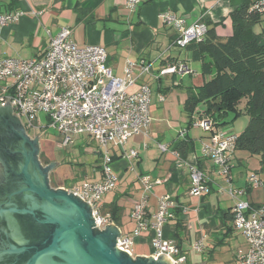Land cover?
Wrapping results in <instances>:
<instances>
[{
	"label": "crops",
	"instance_id": "obj_1",
	"mask_svg": "<svg viewBox=\"0 0 264 264\" xmlns=\"http://www.w3.org/2000/svg\"><path fill=\"white\" fill-rule=\"evenodd\" d=\"M14 10L21 11L22 15L16 22L0 28V59L40 57L46 51L50 39L61 28L67 27L71 30L70 40L75 44L101 46L106 50L107 65L115 76L122 77L128 63L139 65L143 61L150 65L149 74L133 72L136 81L128 89V92H134L141 85L150 88V118L154 108L161 113L165 111V108L156 106L165 103L167 85L170 84L171 89H182L183 96H178V102L181 103L184 95L186 100L189 89L198 88L209 79L202 75L200 62L193 61L189 52L173 44L175 32L161 23L159 13L168 11L185 19L189 24L205 17L215 25L218 36L228 37L232 34L230 0H141L133 12L126 8L125 0H16L14 6L9 5V0H0V13ZM254 31L257 32L255 28ZM179 63L184 64L189 73L159 76L163 67ZM151 85H156L155 93ZM162 96L164 98L161 102L159 97ZM198 109L197 116L193 114L189 118L185 114V127L171 142H166L165 134L155 132L153 126L146 135L130 138L125 151L136 150L137 157L134 159H128L119 149L109 147V154L113 158L112 169L117 177L116 186L118 183L123 184L120 189L118 186L119 192H114L115 186L103 197L100 211L111 203L120 207L118 224L108 221L107 225L113 223L120 231V237L116 240L126 238L132 235L135 228L131 218L134 204L146 196V221L150 222L157 209L158 199L168 194L175 208L163 224L162 233L164 238L174 240L185 255L184 264H213L227 249L233 250L234 264H238L247 246L243 236L234 228L232 209L235 200L227 194V189L229 186L233 189H244L242 199L258 205L261 200L254 198V192L260 187L249 188L246 179L244 183L241 182L240 173H233L234 158L238 151L231 149L226 154L231 165L228 177L220 175L212 162L203 156L201 145L208 140L210 133L202 130V134L194 135V130L198 127L190 124L192 119H199L204 107ZM81 137L93 140L81 135L76 136L74 141ZM181 141L189 145L184 156H180L176 150ZM160 145L166 151H161ZM94 153L97 165L92 175L94 180L89 182L101 180L100 153L97 146ZM145 159L154 165L150 172H142ZM191 167H196L207 179L208 191L199 197L189 193ZM97 171L99 178L95 179ZM130 174L133 176L126 178ZM141 175H149L153 181L157 179L160 183L154 184L150 193H144L139 182ZM75 185L72 184L71 187ZM108 198H111L110 202ZM104 217L109 220L108 215ZM152 237L153 231L150 228L134 237L130 249L132 259L135 256H152ZM198 241L202 243L200 252L193 249Z\"/></svg>",
	"mask_w": 264,
	"mask_h": 264
},
{
	"label": "built area",
	"instance_id": "obj_2",
	"mask_svg": "<svg viewBox=\"0 0 264 264\" xmlns=\"http://www.w3.org/2000/svg\"><path fill=\"white\" fill-rule=\"evenodd\" d=\"M141 0H125V6L133 12ZM256 6L264 10V0ZM22 15L14 10L0 13V28L16 22ZM161 23L175 32L173 44L184 49L188 44L202 42L206 26L200 20L189 24L185 19L168 11L158 15ZM71 30L61 28L50 39L44 54L31 59H0V106L6 98L12 105V111L20 118L28 131L37 132L43 118L46 127L55 130L62 138L61 144L67 146L76 136H88L97 145L100 153L99 170L101 180L85 181L70 188H62L87 206L97 224L103 229L108 220L101 214L102 198L112 191L117 184V177L112 169L113 158L109 147L119 149L128 159L137 157V151H125L130 138L146 135L150 126L151 90L141 85L136 91L128 92L136 78L133 72L137 67L140 74H149L150 65L141 61L139 65L128 63L123 76H115L107 65V53L101 46L77 45L70 40ZM189 73L182 64L163 67L159 76L181 75ZM163 101V97H159ZM192 126L210 133L208 140L201 145V153L217 168L218 173L228 177L231 165L226 156L233 148L234 134L215 130L210 117H203L192 122ZM161 151H166L162 145ZM190 190L192 196L199 197L208 191L205 175L196 167L190 168ZM144 193H150L154 184L160 181L149 175L139 176ZM249 188L256 189L262 185L256 174L247 178ZM227 194L235 200L232 209L234 228L243 236L247 250L238 264H264V203L252 204L242 199L244 189L230 186ZM175 204L170 195L161 196L157 209L146 221V196L134 204L131 218L135 228L130 237L119 238L116 248H122L131 255L134 237L150 228L153 231L151 247L153 258L168 256L172 264H184L186 261L176 243L163 237L162 227L167 217L174 210ZM196 252L202 249L201 241L193 245Z\"/></svg>",
	"mask_w": 264,
	"mask_h": 264
},
{
	"label": "trees",
	"instance_id": "obj_3",
	"mask_svg": "<svg viewBox=\"0 0 264 264\" xmlns=\"http://www.w3.org/2000/svg\"><path fill=\"white\" fill-rule=\"evenodd\" d=\"M259 1L230 0L232 34L228 37L218 36L214 24L205 17L200 19L207 29L203 41L188 44L183 50L190 53L193 61L200 62L202 75L209 79L188 90L183 112L191 118L203 106L199 119L210 117L215 130L234 123L241 114L247 115V125L235 135L232 149L258 156L264 166V10L256 6ZM15 3L16 0H9L10 6ZM255 26H261V31L255 32ZM188 148L181 141L176 150L184 156ZM120 212L114 203L101 208V214L116 224Z\"/></svg>",
	"mask_w": 264,
	"mask_h": 264
},
{
	"label": "water",
	"instance_id": "obj_4",
	"mask_svg": "<svg viewBox=\"0 0 264 264\" xmlns=\"http://www.w3.org/2000/svg\"><path fill=\"white\" fill-rule=\"evenodd\" d=\"M0 107L12 109L8 98ZM40 135L34 138L37 145ZM23 156L17 193L24 195L26 205L18 208L13 203L9 210L33 216L47 237L42 243L44 247L37 249L27 264H172L166 255L161 254L157 261L153 256L132 259L128 251L117 249L115 244L120 231L113 223L98 229L86 205L62 188L49 186L48 173L58 163L51 162L42 168L35 158L31 159L27 153ZM7 219L11 227V217ZM95 230L100 232L95 233Z\"/></svg>",
	"mask_w": 264,
	"mask_h": 264
},
{
	"label": "rangeland",
	"instance_id": "obj_5",
	"mask_svg": "<svg viewBox=\"0 0 264 264\" xmlns=\"http://www.w3.org/2000/svg\"><path fill=\"white\" fill-rule=\"evenodd\" d=\"M261 28V26H255V30L257 32H260ZM135 71L139 72L137 67L135 68ZM179 77L177 78V82L180 81ZM151 87L153 93H155L154 91H156V85H151ZM165 90V98L164 96H162L165 103L161 106H156L165 108V111H162L161 113L155 108L154 110L152 109V111H154V115L152 114V118L150 119L151 124L149 128L153 126L152 128L155 129V132L165 134L166 142H171L172 139H174L180 133L182 128L185 127V113L183 112L185 95L184 97H182L181 103H179L178 96H183L182 89L180 87L171 89L169 84L167 85ZM243 104L244 100L239 104V109H242ZM198 108V110H201L202 106L200 105ZM163 113L165 114L163 115ZM194 114L196 116L198 115L196 111ZM228 118H230V116ZM40 119L42 122V127L37 130V132L29 131V136L34 139L37 135L41 134L37 140V142L39 143V152L42 156L41 166L46 167L49 165V162H56L59 164L48 174L49 186L52 189H58L61 186H64V188H70L72 184L78 185L85 181L94 180L92 178V175L97 165L95 163L96 153H94L97 145H95L93 140L88 139L87 137H81L76 139L75 141L73 140L67 146H63L61 144L62 138L59 136V134L55 130L46 127V123L43 118ZM247 122L248 116L245 114H241L232 125H225L222 131H224L226 134L228 133L237 135L244 130ZM193 134L197 136L202 134V129L195 128ZM151 146L154 147V145ZM152 150L157 152L154 148H152ZM234 164L235 167L233 169V173L241 174L239 178H241L242 183H244L245 179L247 181V178L249 176L257 172V178L261 181L262 185H264V166L259 162L258 156L251 155L247 152H239L234 158ZM153 166L154 165L151 161L145 159L142 172H150V170L153 169ZM132 174L128 175L126 178L132 177ZM95 176V179L99 178L98 171L95 172ZM124 182H126V179L124 180ZM121 184L118 183L119 189L121 187ZM118 186H116L114 192H119ZM255 197L257 198V200H261L260 204L264 203L263 186H261L259 190H256V192H254V198ZM110 200L111 198L108 200V202H110ZM223 252L224 253L219 255L218 259L213 261V264H234L233 250L229 251L227 249ZM194 254L197 255L198 253Z\"/></svg>",
	"mask_w": 264,
	"mask_h": 264
},
{
	"label": "flooded vegetation",
	"instance_id": "obj_6",
	"mask_svg": "<svg viewBox=\"0 0 264 264\" xmlns=\"http://www.w3.org/2000/svg\"><path fill=\"white\" fill-rule=\"evenodd\" d=\"M9 109H0V264H27L35 251L44 247L47 237L33 216L9 209L13 203L18 208L26 205L24 195L17 193L23 154L35 158L40 165L42 156L24 123ZM7 216L13 222L11 227Z\"/></svg>",
	"mask_w": 264,
	"mask_h": 264
}]
</instances>
